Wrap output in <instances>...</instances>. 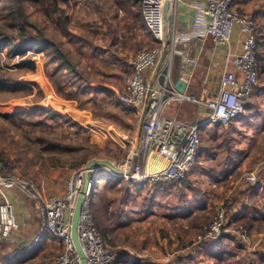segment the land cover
<instances>
[{
  "label": "rangeland",
  "instance_id": "rangeland-1",
  "mask_svg": "<svg viewBox=\"0 0 264 264\" xmlns=\"http://www.w3.org/2000/svg\"><path fill=\"white\" fill-rule=\"evenodd\" d=\"M42 1L47 3V0H20L31 23L23 25L32 32L34 28L43 30L51 41L49 50L57 47L66 53L76 71L68 74L59 70L58 63L45 52L27 54L35 62L34 70L18 68L15 65L20 57H10L5 49L1 50L0 74L30 86L32 91L0 89V115L28 113L25 119L0 116V159L33 179L37 173L59 171L68 181L71 177L68 170L79 171L89 160L122 162L125 159L128 148L102 133L104 126L111 125L131 134V114L116 102V93L109 97L96 89L104 84L113 91L121 90L129 60L138 50L153 47L155 39L145 27L141 29L140 0H59L70 15L71 35H65L63 26L55 23L57 14H45ZM251 3L249 14L257 17L261 48L264 47V0ZM259 8L263 11L258 16L254 12ZM19 23L22 20L11 18L7 8H0V36L14 34L17 29L14 25ZM261 59L264 62V55ZM36 66L41 84L32 85ZM218 75V70L212 74L201 95L217 91ZM189 91L199 95V88L193 84ZM17 105L21 109L14 110ZM39 106L61 117L47 116ZM176 107L170 105L165 114L181 116L187 124L204 118L186 107L178 114ZM36 115H40L41 124ZM65 118L84 128L77 130ZM199 133L202 155L189 179L167 193H162L159 187L137 186L119 177L121 183L115 185L111 179L112 187L107 190L102 187L104 182L96 187L93 200L103 197L111 202L108 213L112 222H107L111 230L106 237L101 235L119 251L117 261L121 264H227L237 257H245L243 264H264V248L258 252L242 248L238 243L241 240L237 238V241L236 237L228 236L220 242L216 239L197 242L218 209L222 210L227 225L243 223L238 218L239 211V216L250 221L248 229L253 236L264 234V70L244 113L226 125L206 122L200 126ZM251 170L256 175L253 182L245 179ZM99 180L107 178L101 174ZM225 244L232 256L224 253L225 261L217 263L219 258L213 251H220ZM254 253L261 260L253 257ZM25 256L23 253L21 257Z\"/></svg>",
  "mask_w": 264,
  "mask_h": 264
},
{
  "label": "built area",
  "instance_id": "built-area-1",
  "mask_svg": "<svg viewBox=\"0 0 264 264\" xmlns=\"http://www.w3.org/2000/svg\"><path fill=\"white\" fill-rule=\"evenodd\" d=\"M180 1L140 0L142 19L153 35L155 45L138 50L129 60V73L123 77L121 90L115 93L119 105L129 109L139 124L141 160L135 159L138 155L136 149L128 152L123 162H111L119 171L104 165L90 170L89 186L77 225L86 264H121L117 261L119 251L102 237L92 215L91 203L99 174L106 171L114 177L146 187L187 181L200 153V126L206 122L229 124L244 113L250 97L259 86L261 69L257 55L259 45L255 18L238 10L237 0H193L195 15L192 25L178 30L175 15ZM235 25L244 34L240 52H231L229 49ZM207 38L215 46L227 47L225 62L239 69L243 78L239 79L232 71L225 70L219 77L217 91L211 96H195L188 93L187 89L180 92L170 87L174 56H180L179 79L188 85L197 61L187 49L191 44L201 47ZM161 58L163 67L160 71L157 66ZM33 59L36 60V57ZM150 69V74L146 76ZM173 102L195 104L206 115L199 122L187 124L164 114L166 107ZM151 151L166 159L163 167H146L143 160H147ZM83 170L71 175L61 195H48L35 179L21 174L0 159V242L7 240L18 227L9 192L14 189L34 202L41 227L63 243V250L53 258L52 264H79L80 258L71 238L70 220L83 185ZM245 179L253 182L256 179L255 171L247 172ZM224 221V214L218 209L205 227V233L198 236L197 242L232 236L250 249L260 251L264 248V234L253 236L245 225L229 226ZM38 240L37 235L34 241ZM14 253H18L17 249Z\"/></svg>",
  "mask_w": 264,
  "mask_h": 264
},
{
  "label": "crops",
  "instance_id": "crops-1",
  "mask_svg": "<svg viewBox=\"0 0 264 264\" xmlns=\"http://www.w3.org/2000/svg\"><path fill=\"white\" fill-rule=\"evenodd\" d=\"M251 1H249L250 2L249 3L247 0H243V1L237 0L236 8L242 12L250 13L249 4L252 5ZM262 11L263 10L259 8V9H255L254 13L259 16V14ZM140 15H141V11H140ZM194 15H195V8L193 7V0H181L177 4V10H176V15H175L177 29L181 30L185 27L187 28L191 27L193 19H194ZM141 18H142V15L140 16V20ZM255 19L257 21V17ZM143 23L144 21L140 23L141 24L140 26L142 27L141 29L144 30L143 29L144 27L147 29V27L144 25L145 23L144 24ZM243 38H244V34L240 31V28L237 25H235L232 30L231 43L229 46V49L231 52L241 51V41L243 40ZM187 51L192 57H195L197 61L195 69H194L193 78L186 88L187 92L190 94H193L195 96H200L201 95L200 93L204 92L203 86L209 83L210 77L217 70L219 72L218 79L216 82L217 88H218L219 77L225 70L232 71L239 79L243 78V74L241 73L239 69H237L230 63L225 62L224 56L228 52L227 47L215 46L210 38H207L201 47L200 46L196 47L195 45L191 44L189 48L187 49ZM175 57L177 58V61L176 63L173 62V66L171 69V79L169 82L170 87H175L174 86L175 82L179 79V75H180V56L175 55L174 59ZM129 67L130 66L127 67L128 70L127 72H125L124 75L129 73V70H130ZM162 67H163V64H162V58H161L160 62L158 63L157 69L161 71ZM39 71L40 70L36 66V79H33V78L31 79L30 83L32 85L35 84V82L37 84H41L40 81L37 79V73H39ZM150 72H151V69L146 72V76H148ZM191 84H193V87L199 88V95L195 94L194 91L193 92L189 91V87ZM120 86L122 88V84ZM215 91H213L212 93L210 91L206 93V95L211 96L212 94L215 93ZM184 104H185L184 107L190 108V109H187V111H191L192 109L193 111H195L194 114H197V116L198 114H202L203 116L206 115L204 111H202L197 105L192 104V103L173 102L171 105H174V107L177 106L176 107L178 111L177 113H180L181 111H183ZM168 107H166V109ZM13 109L19 110L21 109V107L17 105L13 107ZM122 109H124L125 111L131 114L129 115L131 117L130 121L133 120L131 121L132 133L127 135L125 133L120 132L117 129H114L111 125H108V126L103 125L105 129L103 130L104 133L102 134H104L105 136H109L115 143L122 144L123 147L125 146L126 148H128L127 153L130 152L131 150L136 151V149H138V155L135 157V159L141 160L142 147H141V143L139 144V141L141 140V132L139 129V124L137 122L136 117L129 109H126V108H122ZM166 109L164 110V114L166 113L165 112ZM185 115L186 117H188L187 114ZM35 117L39 119L40 115H36ZM171 117H175V116H171ZM179 117L181 116H178L177 118ZM196 122L197 120H195V123ZM91 131L94 132V130L92 129ZM129 140H132L133 142L131 143L129 142ZM199 157H198V160H199ZM107 161L120 163L113 159H108ZM143 163L149 169H158L165 165L166 159L159 156L154 151H151L147 156V160H143ZM68 171L71 172L70 175L76 172L72 170L71 168ZM58 172L59 171H56V172L47 171V172L37 173L38 175L34 177L39 187L43 189V191H45V193L48 195H61L65 190V185L67 181L64 180V177H62L61 175L62 173L59 174ZM98 182L99 184H102L103 182H106V180L105 181L98 180ZM176 185H180V184L173 185V188ZM9 192H10L11 200L13 203L16 220L18 222V227L15 230H13L10 237L4 241L5 244L7 245V250L9 252L13 251V255L16 256L17 258L25 259V263L27 264H52L53 258L63 250V243L41 227L38 210L34 202L24 197L17 190L12 189ZM232 213L235 214V210ZM238 218L240 220L242 219V216H239V211H238ZM37 235L39 236V240L34 241V237ZM224 239L226 238H223V240ZM225 242L227 243V241ZM15 249H17L18 253H14ZM262 250L263 249H261L260 251ZM23 253L26 254L24 258L21 257ZM254 254L257 255L256 253ZM0 264H8V260L5 258H0Z\"/></svg>",
  "mask_w": 264,
  "mask_h": 264
},
{
  "label": "trees",
  "instance_id": "trees-1",
  "mask_svg": "<svg viewBox=\"0 0 264 264\" xmlns=\"http://www.w3.org/2000/svg\"><path fill=\"white\" fill-rule=\"evenodd\" d=\"M20 0H0V8L4 9L7 8L9 10V14L11 18H18L22 20V23H19L18 25H14L17 29L15 30L14 34H8V33H2L0 36V52L1 50L5 49L7 54L10 57L19 56L20 60L16 63L15 67L18 68H25L28 70H34L35 69V62L32 60V58L27 55L29 52L36 53V52H45L48 55H51V59L54 62L58 63L59 70H65L66 73L70 74L72 72H75L76 69L74 68V65L71 63L69 58L66 56V53L59 50L55 45L52 50H49V47L51 45V41L46 37L43 30L39 28H34V31H30L29 29H26L23 24L31 25L29 21H27L26 13L24 11V7L20 5ZM43 11L46 15L53 16L54 14H57V21L55 23L57 25L63 26L64 34L65 35H71V32L68 28V24L70 23V15L66 12L67 10L60 6L59 0H47V3L45 1H42ZM258 45L259 47L262 46L261 41H259L258 36ZM56 54V55H55ZM27 55V56H26ZM258 55V61L260 65V69L264 70V62H262L261 56L264 55V47L259 48L257 50ZM0 89L1 90H8V91H19L25 89L27 92H31L32 88L28 85H25L23 83H15L12 79L4 77L2 74H0ZM257 89V88H256ZM60 93L61 90L57 89ZM96 91H101L104 96L113 97L115 96V92L112 90L111 87L108 85H100ZM68 96V95H67ZM118 103V101L116 100ZM41 112H44L47 116H58L61 117L58 113L51 109H45L43 106L40 107ZM188 109V107H186ZM179 114V113H178ZM28 113L26 111L22 112H12V113H4L0 116L3 118H27ZM239 117V116H238ZM237 117V118H238ZM37 122H41L42 119H37ZM66 122H69V125L76 127L77 130H82L84 127L77 125L73 121L65 118ZM41 124V123H40ZM64 150V149H62ZM202 155V151H200L199 156ZM1 157V154H0ZM100 158V157H99ZM90 161V160H89ZM101 174L105 175L107 178L106 182L102 184L103 189L107 190L109 187H112L109 183L110 181L114 180L115 185H118L121 183L120 179L118 177H114L113 175L109 174L106 171H102L99 174V177H101ZM110 178V180H109ZM112 179V180H111ZM99 186V182L97 183L96 187ZM135 187V185H134ZM98 188V187H97ZM173 188V184L166 183L163 184L161 187H159V190L162 193H167L168 189ZM156 189V188H155ZM128 191V190H127ZM95 195V194H94ZM193 204L192 201L189 200V204ZM111 205L110 201H107L105 198L100 197L99 199L92 200L91 208H92V215L94 218L95 225L99 231L100 234L105 235V237L108 234V231L111 230L110 225L107 222H112V215H110L108 212V208ZM141 206L139 207L140 210ZM184 207L180 208L179 210H183ZM191 211V210H190ZM207 217L205 215L204 220H206ZM210 221V219H208ZM206 221L208 223L209 221ZM241 222L242 224L247 226L248 228L251 226V223L246 218H242ZM223 237L220 236L216 240L221 241L223 240ZM234 238V237H233ZM238 241V240H237ZM240 246L244 248L246 245L242 243L241 241H238ZM246 248V247H245ZM226 253L228 256H232V252L228 251V245H223L220 249V251H213L214 256H218L217 263L224 262V254ZM257 260H261V257L259 255H254ZM0 258H5L8 260V264H25V259H19L16 256L13 255V251L9 252L7 250V245L5 243H2L0 245ZM119 258V257H118ZM123 258V256L121 257ZM242 258L245 259V257H237L232 262L227 264H243ZM245 263V262H244Z\"/></svg>",
  "mask_w": 264,
  "mask_h": 264
},
{
  "label": "water",
  "instance_id": "water-1",
  "mask_svg": "<svg viewBox=\"0 0 264 264\" xmlns=\"http://www.w3.org/2000/svg\"><path fill=\"white\" fill-rule=\"evenodd\" d=\"M175 88L180 91V92H184L187 88L186 83L182 82L180 79H178L175 82ZM107 166L110 169L114 170V171H119L114 165L113 163H111L110 161L104 160V159H92L90 161H88L84 167L83 170V185L81 188V191L79 193V195L77 196L76 202H75V206L73 209V213L71 216V220H70V233H71V238L73 241V244L75 245V248L77 250V253L79 255L80 258V263L79 264H86V258H85V254L82 250L79 238H78V234H77V225L79 222V217H80V213L82 210V205H83V201L85 199L87 190H88V186H89V173L90 170L96 166Z\"/></svg>",
  "mask_w": 264,
  "mask_h": 264
}]
</instances>
